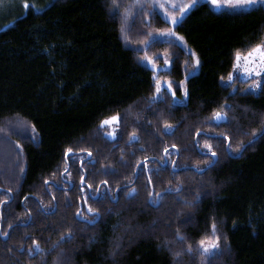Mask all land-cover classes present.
I'll return each instance as SVG.
<instances>
[{"label": "trees", "instance_id": "trees-1", "mask_svg": "<svg viewBox=\"0 0 264 264\" xmlns=\"http://www.w3.org/2000/svg\"><path fill=\"white\" fill-rule=\"evenodd\" d=\"M27 3L0 0V264H264V86L233 66L264 6Z\"/></svg>", "mask_w": 264, "mask_h": 264}, {"label": "snow or ice", "instance_id": "snow-or-ice-1", "mask_svg": "<svg viewBox=\"0 0 264 264\" xmlns=\"http://www.w3.org/2000/svg\"><path fill=\"white\" fill-rule=\"evenodd\" d=\"M193 4L195 3V0H192ZM211 5H213L216 8L221 7H228V8H245V7H251L257 3L264 4V0H209ZM25 8L29 7V4L27 3V0H25ZM118 7V6H117ZM185 7H189L186 5ZM172 23H177L176 18L172 17ZM175 34V33H171ZM180 39H183L180 37ZM199 63V61H197ZM234 68L238 70H242L243 73H245V79H251L254 77H259V80H255L253 87H262L264 86V42L256 43L254 46L247 48L245 50L237 49L234 53ZM233 78L232 73H229V80L231 81ZM157 92L160 91L159 82H157ZM171 87V85H169ZM187 95V93H185ZM173 95H175V92H173ZM215 118L217 121H220L222 119H225V116L217 112L215 114ZM114 121H118V117L112 116L109 119H105L102 121L101 126L103 125H111ZM109 135H112L111 133ZM135 138V137H133ZM210 147V146H209ZM69 152H71V149H68ZM165 152H167V149H165ZM213 156H215V153L213 152ZM88 211H93L91 208L88 209ZM79 215V213H78ZM95 222V218L93 221ZM3 235H7V233H3ZM179 235V234H178ZM214 237V238H213ZM183 239V237H180ZM199 246L203 254L210 255L214 250L219 249V236L216 235V224L213 223L212 225V236H205L199 241ZM30 252L33 251L32 249L29 250ZM35 251H40L39 245L37 244ZM189 251H191V248L189 247ZM176 255H179L177 253Z\"/></svg>", "mask_w": 264, "mask_h": 264}, {"label": "rangeland", "instance_id": "rangeland-1", "mask_svg": "<svg viewBox=\"0 0 264 264\" xmlns=\"http://www.w3.org/2000/svg\"><path fill=\"white\" fill-rule=\"evenodd\" d=\"M203 1H206L208 3V5L210 6V8L213 11H215V12H221V11H228V12L246 11V10H249V9L257 7V6H264V4L257 3V4H255V5L251 6V7H245V8H228V7L216 8L213 5H211L209 0H195V3H199V2H203ZM235 71L238 72L241 75L240 78L245 79V75L246 74L243 73L242 70L235 69ZM110 138H113V134L110 136ZM214 251H216V250H214Z\"/></svg>", "mask_w": 264, "mask_h": 264}, {"label": "water", "instance_id": "water-1", "mask_svg": "<svg viewBox=\"0 0 264 264\" xmlns=\"http://www.w3.org/2000/svg\"><path fill=\"white\" fill-rule=\"evenodd\" d=\"M73 154L72 153H69V154H67L66 155V157L68 158V157H71ZM213 159H214V162H215V160H216V157L215 156H211ZM90 158V155L88 154L87 155V157H86V159L88 160ZM69 188H71V186L69 185ZM95 199H96V197H94Z\"/></svg>", "mask_w": 264, "mask_h": 264}, {"label": "flooded vegetation", "instance_id": "flooded-vegetation-1", "mask_svg": "<svg viewBox=\"0 0 264 264\" xmlns=\"http://www.w3.org/2000/svg\"><path fill=\"white\" fill-rule=\"evenodd\" d=\"M89 159H90V158H89ZM89 159H88V160H89ZM79 160H81V161H86L87 159L84 160V159H82V157H79ZM88 160H87V161H88ZM81 161H80V164H81ZM95 197H97V196H95ZM94 199H95V198H94Z\"/></svg>", "mask_w": 264, "mask_h": 264}]
</instances>
